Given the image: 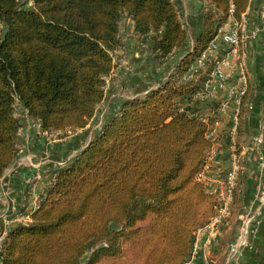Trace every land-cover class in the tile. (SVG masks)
Masks as SVG:
<instances>
[{
	"label": "trees",
	"instance_id": "1",
	"mask_svg": "<svg viewBox=\"0 0 264 264\" xmlns=\"http://www.w3.org/2000/svg\"><path fill=\"white\" fill-rule=\"evenodd\" d=\"M206 2L200 33L183 50L190 36L173 0H34L32 7L0 0V181L20 152L17 102L42 133L67 134L93 120L116 68L123 18L151 39L161 63L183 55L167 81L126 100L78 158L55 173L31 221L9 233L1 264L189 259L195 233L214 215L217 199L196 180L214 144L208 125L188 106L210 69L182 79L222 27L242 23L251 0ZM250 95L249 82L240 134ZM239 194L238 182L233 209Z\"/></svg>",
	"mask_w": 264,
	"mask_h": 264
},
{
	"label": "crops",
	"instance_id": "2",
	"mask_svg": "<svg viewBox=\"0 0 264 264\" xmlns=\"http://www.w3.org/2000/svg\"><path fill=\"white\" fill-rule=\"evenodd\" d=\"M174 2L183 12L188 30L193 31V37H190L183 48L188 50L187 48L193 47L200 33L207 2L206 0H174ZM243 18L250 30L258 29L259 31L256 37L250 39L246 45L251 95L245 131L239 133L237 140L240 194L232 216L222 231L220 237L222 244L219 242L212 245L209 250L200 251L194 264H205L207 259H210V264H226L230 244L237 239L244 220L251 216L257 217V222L252 226L254 232L250 235V245L242 252L240 262L241 264H264V169L262 168L264 162V0H251ZM119 37L121 47L115 53L116 68L106 78L105 100L97 108L93 120L103 110L100 119L104 122L106 117L117 114L126 100L145 97L150 91L156 89L160 82L166 80L169 73H172L182 60L180 54H176L165 63L158 61L157 65L161 67L166 65V69L156 75V70L153 72L150 67L152 60H155L151 49V39H143L136 34L133 22L126 18L120 26ZM171 62H173L172 68H170ZM237 73L238 70H235V74ZM230 86L232 83L198 103L195 110L200 115L216 112L222 102L229 100ZM219 116L222 124L216 147L217 163L213 165L212 171L214 174H225L232 166L229 150L230 123L227 116L222 113ZM22 126L19 155L0 181V231L4 229L11 231L16 226L11 222L15 215L30 212L33 208V199H40L45 194L55 179V173L66 163L74 161L84 150L85 145L88 146L90 143L85 142L86 133L77 135L73 139L69 137L57 140L49 139V135L42 133L39 127H35L32 123H24ZM89 128L90 124L81 129V132H87ZM257 139H261V142L258 143ZM213 187V183L209 185V189Z\"/></svg>",
	"mask_w": 264,
	"mask_h": 264
},
{
	"label": "built area",
	"instance_id": "3",
	"mask_svg": "<svg viewBox=\"0 0 264 264\" xmlns=\"http://www.w3.org/2000/svg\"><path fill=\"white\" fill-rule=\"evenodd\" d=\"M258 31V29L250 30L244 18L242 23L232 20L219 30L208 48L190 67L182 79L184 82L190 81L193 79L195 73L210 69L208 80L205 82L203 90L197 92L193 100L188 104L194 110L198 103L210 98L217 90H223L232 83V86L229 87V100L222 102L216 112L210 115H200L196 111L200 119L208 125V138L214 144L196 180L205 184L208 193L216 197L217 208L210 221L196 231L191 256L183 264H194L200 251L209 250L212 245L219 243L222 231L232 216L234 196L240 172L237 153L239 114L242 98L247 93L250 82L247 69L246 45L250 39L256 37ZM235 70H238L237 74H235ZM220 113L227 116L230 123L229 150L232 157V166L225 174H214L212 170L213 165L217 163L216 147L222 124L219 116ZM257 142L260 143L261 139H257ZM262 168L264 169V162L262 163ZM212 183L214 187L209 189V185ZM39 201L40 199H33L32 210L28 213L16 214L11 222L15 223L16 226L30 222L31 214L37 208ZM255 222H257V217L251 216L244 220L237 239L229 246L226 264H241L240 256L250 245V235L254 232L252 226ZM11 231L8 229L0 231V264L2 263V253L5 243ZM205 264H210V259H207Z\"/></svg>",
	"mask_w": 264,
	"mask_h": 264
},
{
	"label": "rangeland",
	"instance_id": "4",
	"mask_svg": "<svg viewBox=\"0 0 264 264\" xmlns=\"http://www.w3.org/2000/svg\"><path fill=\"white\" fill-rule=\"evenodd\" d=\"M24 2H26V4H27V6L28 7H32V5H33V1L34 0H23ZM173 2H174V0H173ZM175 3V2H174ZM176 4V3H175ZM176 6H177V4H176ZM177 8H178V10H180V12H181V20H182V23L184 24V26L186 27V29H187V31H188V33H189V36L190 37H193V31L192 30H188V28H187V24H186V18L184 17V15H183V12H182V10H181V8L179 7V6H177ZM125 18H123V20H124ZM127 19V18H126ZM123 22V21H122ZM121 25H122V23H121ZM190 39V38H189ZM150 49V48H149ZM151 49H152V46H151ZM188 50H190V48H187ZM186 50V49H185ZM118 51V50H117ZM145 52V51H144ZM146 52H147V50H146ZM115 53H116V51L114 52V58H115ZM178 55V54H177ZM176 56V55H175ZM183 55L182 54H180V57H182ZM183 58V57H182ZM158 59L155 57V60H152V64H151V70L153 71V72H155V70H156V72H155V74L156 75H158V74H160L162 71L164 72L165 70L164 69H166V65H163V67H161V66H158L157 64H158ZM148 65V64H147ZM156 66H158L157 68H156ZM173 67V62H171V65H170V68H172ZM175 69H176V67H175ZM175 69H174V71H175ZM174 71L172 72V73H169V77L166 79V80H164L162 83H164L165 81H167L170 77H171V75L174 73ZM158 72V73H157ZM156 78V77H155ZM161 82L159 83V85H158V87L162 84ZM157 87V88H158ZM129 100H132V99H129ZM102 111L103 110H101L100 111V113L96 116V118L92 121V123L90 122L89 124H90V128L87 130V132H81V130H77V131H71V132H68L67 134H60V133H46V135L49 137V139H67V138H69V139H73L74 137H76L77 135H81L82 133H86V140H85V142H91L92 140H94L101 132H102V130L105 128V126L110 122V120L113 118V116H115V115H111V116H108V117H106L105 118V121L104 122H101V113H102ZM16 115H17V117L21 120V123L22 124H29V123H32L33 125H35V127H39V124L36 122V121H34L33 119H31L29 116H28V113H27V111L23 108V106L21 105V103L20 102H17V104H16ZM99 118V120H98V118ZM98 120V121H97ZM23 127V126H22ZM61 135H64L63 136V138H60V137H62ZM83 135H85V134H83ZM89 145V144H88ZM86 146L87 145H85V147H84V149L86 148ZM82 152V151H81ZM79 155V154H78ZM78 158V157H77ZM76 158V159H77ZM76 159H74V160H76ZM73 161H71V162H68V163H66V165L65 166H63V168H65V167H68L71 163H72Z\"/></svg>",
	"mask_w": 264,
	"mask_h": 264
}]
</instances>
